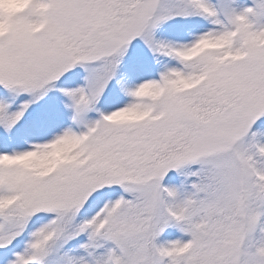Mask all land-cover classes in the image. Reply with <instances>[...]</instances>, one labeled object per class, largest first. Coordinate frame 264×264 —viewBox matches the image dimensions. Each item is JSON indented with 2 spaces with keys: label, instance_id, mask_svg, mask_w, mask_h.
Instances as JSON below:
<instances>
[{
  "label": "snow or ice",
  "instance_id": "6c2138e0",
  "mask_svg": "<svg viewBox=\"0 0 264 264\" xmlns=\"http://www.w3.org/2000/svg\"><path fill=\"white\" fill-rule=\"evenodd\" d=\"M0 264H264V0H0Z\"/></svg>",
  "mask_w": 264,
  "mask_h": 264
}]
</instances>
